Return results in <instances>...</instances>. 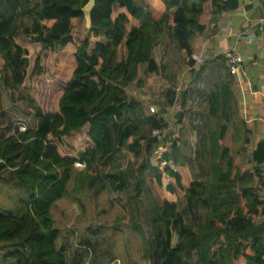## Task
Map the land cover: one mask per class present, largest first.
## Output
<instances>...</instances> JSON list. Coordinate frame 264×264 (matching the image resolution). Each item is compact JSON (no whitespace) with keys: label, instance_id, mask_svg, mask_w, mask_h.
<instances>
[{"label":"trees","instance_id":"obj_1","mask_svg":"<svg viewBox=\"0 0 264 264\" xmlns=\"http://www.w3.org/2000/svg\"><path fill=\"white\" fill-rule=\"evenodd\" d=\"M137 1L94 0L90 28L83 35L75 29L84 21L88 0H0V84L7 104L35 122L24 130L13 125L0 93V123L5 124L0 130V182L6 174L23 192L17 215L0 213V245L10 249L0 264H86L83 252L68 260L65 247L57 246L61 233L52 208L71 184L95 198L123 194L127 175L136 171L134 201L143 195L148 171L156 183L164 176V192L174 196L183 190L181 178L169 166L161 169L163 162L174 168H189L190 162L202 167L204 175L184 190L185 195L202 178L196 222L186 223L178 205L165 197L155 202L151 226L159 241L157 264H264V141L250 139L228 59L217 57L209 80L200 82L202 68L180 93L183 114L176 117L175 131L162 119L165 107L175 104L174 84L151 116L125 93L130 87L141 90L150 75L169 79L166 66L153 57L157 47L165 50L164 38L190 58L194 37L205 35L221 14L235 11L238 1ZM20 34L33 35V44L51 52L71 45L74 68L69 78L52 76L38 54L29 61ZM188 104L198 112L193 114L197 123L188 129L186 163L180 150L182 119L191 116ZM156 131L165 132L168 147L159 159L154 155L159 140L149 137ZM228 137L229 148L224 146ZM121 153L124 169L105 176L94 173L98 164ZM118 175L121 187L113 183ZM129 223L127 229L143 238L138 220L131 217ZM78 243L94 255L89 264H102L95 256L96 244Z\"/></svg>","mask_w":264,"mask_h":264},{"label":"rangeland","instance_id":"obj_2","mask_svg":"<svg viewBox=\"0 0 264 264\" xmlns=\"http://www.w3.org/2000/svg\"><path fill=\"white\" fill-rule=\"evenodd\" d=\"M137 3L139 4L140 0ZM84 28L85 21L79 22L75 30L83 34ZM32 37L33 35L25 37L20 34L18 38L22 49L27 51L29 61H32L38 54L41 64L50 71L52 76L66 81L74 68L72 46L68 45L63 50L51 52L47 48H40L36 44H33L31 41ZM165 39L163 41L165 42L164 45H166L165 50L161 46L157 47L154 57L159 65L168 67H166L168 74L170 77L173 76L174 80L168 81L160 75H150L145 80L141 90L130 87L125 91L128 98L134 99L143 106L144 113L147 116L157 113L158 104L162 105V95L165 90L169 89L174 83L175 87L179 89L176 93H180L182 87L179 84L186 81L183 79L184 76H182L186 62L179 56L178 51L172 46L173 44L166 42ZM163 60L165 61L162 64ZM0 93L3 96L2 99H5L2 109L12 120L13 125H17L22 130L34 128L35 122L32 118L20 114V112L15 111L7 104L1 84ZM191 104L187 105V109L191 113L190 119L188 120L187 117L182 119V139L184 145L180 150V157L186 163L189 160V147L187 145L188 129L191 123H197V120H193V114L198 112L197 106L193 107ZM17 107L21 109L20 104ZM179 112H181L180 101L178 100V94H176L175 105L165 107V115L162 117L171 131L177 129L176 117L180 114ZM2 129H5L4 123H0V130ZM164 135L165 132L159 133L156 131L154 134L149 133V137L156 136L159 140V145L154 149V155L157 159L165 151H168L167 144L163 140ZM224 146L227 148L231 147L229 137L225 140ZM188 165L189 168H174L170 163L166 164V162L160 165L161 169L169 166L180 175L183 190L177 191L174 196L168 193L165 194L164 192L167 179L162 176L161 180L156 183L150 171L145 174L143 195L137 201L133 200V189L138 171L133 176L127 175L128 183L126 184V188L123 189V194L107 192L95 198L92 192H88L85 189H77L71 184L65 197L52 208L54 225L61 233L57 246L65 247V255L68 260L76 251L83 252L87 255L86 264H89L88 262L94 255L84 250L82 246H79L78 242L81 240H87L97 245L95 256L97 261L102 264H157L159 241L158 239L156 240L158 237L154 235L155 232L151 226L155 202L160 203L161 199L165 197L167 200L178 205V209L186 223L196 222L197 219L195 201L202 178L199 179L200 181L197 180L198 183L191 186L185 195L184 190L187 189L188 184L197 175H204V170L202 167L192 165L190 162H188ZM125 166L126 158L121 153L107 163L98 164L94 173L105 176L107 173H112L115 170L117 172L124 169ZM247 168L243 166V170ZM2 179L3 182H0V213L8 212L17 215L20 211L19 201L23 199V192L14 187V182H11L6 174L2 175ZM113 183L116 187H121L119 175L113 179ZM262 196L264 198V190ZM131 217L138 220L143 232V238L138 237V235L131 233L127 229V225H130L129 221ZM9 250V248L0 245V258Z\"/></svg>","mask_w":264,"mask_h":264},{"label":"crops","instance_id":"obj_3","mask_svg":"<svg viewBox=\"0 0 264 264\" xmlns=\"http://www.w3.org/2000/svg\"><path fill=\"white\" fill-rule=\"evenodd\" d=\"M237 1L239 6L235 11L221 14L205 35L194 37L190 58L172 45L186 62L182 74L186 81L179 84L182 87L180 93L202 68L204 70L200 82L209 80V71L216 72L217 57L237 55L241 63L233 78L240 116L250 131V139L258 137L264 141V0ZM175 2L177 5L181 4V0ZM169 8L173 6L169 5ZM155 61L157 62L156 59ZM169 79L174 80L173 76H169ZM178 90L175 87V93ZM205 91L207 93L208 89ZM180 93H176L179 101ZM178 116H181V113Z\"/></svg>","mask_w":264,"mask_h":264},{"label":"built area","instance_id":"obj_4","mask_svg":"<svg viewBox=\"0 0 264 264\" xmlns=\"http://www.w3.org/2000/svg\"><path fill=\"white\" fill-rule=\"evenodd\" d=\"M226 58L228 59V64H229L228 67L229 74L232 76L236 75L238 73L239 66L241 63L240 58L234 54H227Z\"/></svg>","mask_w":264,"mask_h":264},{"label":"water","instance_id":"obj_5","mask_svg":"<svg viewBox=\"0 0 264 264\" xmlns=\"http://www.w3.org/2000/svg\"><path fill=\"white\" fill-rule=\"evenodd\" d=\"M93 8H94V0H88L86 6L82 9V13L85 21V28H84L85 31L83 35H86L90 28V13L93 10Z\"/></svg>","mask_w":264,"mask_h":264}]
</instances>
